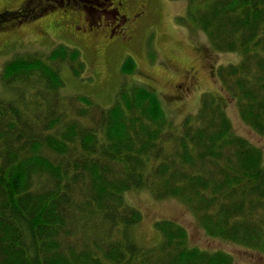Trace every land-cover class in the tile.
I'll list each match as a JSON object with an SVG mask.
<instances>
[{
	"label": "trees",
	"instance_id": "16d2710c",
	"mask_svg": "<svg viewBox=\"0 0 264 264\" xmlns=\"http://www.w3.org/2000/svg\"><path fill=\"white\" fill-rule=\"evenodd\" d=\"M177 22L239 55L219 75L264 141V0H187ZM63 64L84 70L79 51L58 45L46 59L15 56L0 74V264H234L189 248L172 221L154 224L159 244L140 245L142 214L125 200L140 190L182 200L209 237L264 256L262 154L233 134L214 97L175 126L143 86L122 87L106 109L63 98ZM134 69L131 58L121 67Z\"/></svg>",
	"mask_w": 264,
	"mask_h": 264
},
{
	"label": "rangeland",
	"instance_id": "374dc122",
	"mask_svg": "<svg viewBox=\"0 0 264 264\" xmlns=\"http://www.w3.org/2000/svg\"><path fill=\"white\" fill-rule=\"evenodd\" d=\"M24 1L0 0V12H14L24 5ZM128 1L129 4L120 6L125 10L122 15L127 17L122 24L125 25V37L114 33L115 42L107 48L103 41L110 34L111 27L107 25L114 26V10L106 3L100 7L109 10L106 14H86L70 8L65 15L60 14L61 10L51 9L49 4L53 3L48 7L47 3H42L40 10L46 11L38 16L28 13L25 18L2 21L0 74L4 65L15 56L46 59L52 49L63 45L79 51L84 64L78 77L66 64L58 65L63 98L86 97L106 109L114 104L122 87L143 86L157 94L167 120L180 126L186 118L200 112L204 99L211 101L214 97L224 109L233 134L260 149L264 166V141L240 118L238 103L219 75L220 70L237 64L239 55L213 50L204 32L188 23L177 22L185 14L187 0H143L134 9L130 7L135 0ZM37 2L30 0L27 6L33 8ZM58 8L62 9L61 6ZM140 11L143 13L139 14ZM90 23L98 28L85 34ZM127 58L135 63L130 75L121 71ZM6 93L8 90L0 81V96ZM125 200L142 214L140 223L132 229L134 238L142 246L160 243L161 235L154 226L157 221H172L186 230L189 248L227 253L234 264H264V256H259L253 249L209 237L192 207L178 198L157 199L151 192L140 190L127 192Z\"/></svg>",
	"mask_w": 264,
	"mask_h": 264
},
{
	"label": "flooded vegetation",
	"instance_id": "af4514ba",
	"mask_svg": "<svg viewBox=\"0 0 264 264\" xmlns=\"http://www.w3.org/2000/svg\"><path fill=\"white\" fill-rule=\"evenodd\" d=\"M35 0H33L34 2ZM37 4L36 6H33V8L27 6L28 3L30 2V0H25L24 1V5L20 8L17 9L14 12H10V11H4V12H0V23L3 20V18H6L9 16L11 18L9 19H13L12 16H14V18H21V17H28L29 14H33L34 16H38L42 13H44L46 10H40L39 5L42 3H47V7L49 3H53V4H49V7L51 9H57V10H61L60 14L61 15H65L67 13V9H72L73 10H79V11H83L86 14L90 13V14H96V13H103L106 14L109 10H105V9H100V7L106 3L108 6H110L113 10H114V18H113V22H114V26H111V23L109 25H107L108 27H111L110 29V34L108 35V37L106 38V40H104V45L107 47H110L115 41L113 39V35L114 33H118L121 34V36L125 37L124 35V27L125 25H122L123 23H125L127 21V17L126 15H122V11H125L124 8L121 9L120 6H124L125 4H129L128 0H37ZM132 1V0H131ZM140 1L143 0H135V4L132 5V7H130V5H128L131 9L135 8V5ZM55 5V6H54ZM58 6H61L62 9L58 8ZM141 12V11H140ZM29 13V14H28ZM143 12L139 13L142 14ZM15 25V24H14ZM98 28V25H94L92 23H90L88 25L87 30L85 31V34H91L94 32V30H96ZM79 29V28H77ZM77 31H80L77 30ZM105 48V47H103ZM178 87V90L180 91L181 88L180 86H176V88ZM175 88V89H176Z\"/></svg>",
	"mask_w": 264,
	"mask_h": 264
}]
</instances>
